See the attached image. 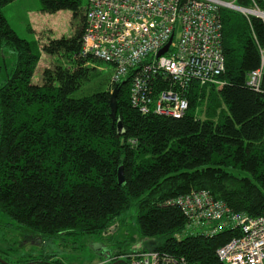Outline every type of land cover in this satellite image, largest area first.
Here are the masks:
<instances>
[{
  "label": "trees",
  "instance_id": "obj_1",
  "mask_svg": "<svg viewBox=\"0 0 264 264\" xmlns=\"http://www.w3.org/2000/svg\"><path fill=\"white\" fill-rule=\"evenodd\" d=\"M13 1L0 0V226L12 220L43 242L62 233L111 234L135 205L141 241L151 244L119 247L106 264H132V254L154 250L180 263L227 264L217 252L240 236L239 227L187 233L184 211L167 202L207 189L235 212L264 217V68L260 87L248 84L264 63V19L221 7L225 84L192 83L185 115L137 110L132 70L114 84V121L111 79L105 90L75 95L104 62L82 54V0H41L43 12L69 10L75 22L73 34L48 36L42 51L10 24L3 8ZM236 2L264 9V0ZM42 53L55 60L37 82ZM21 262L65 263L50 254Z\"/></svg>",
  "mask_w": 264,
  "mask_h": 264
},
{
  "label": "built area",
  "instance_id": "obj_2",
  "mask_svg": "<svg viewBox=\"0 0 264 264\" xmlns=\"http://www.w3.org/2000/svg\"><path fill=\"white\" fill-rule=\"evenodd\" d=\"M221 7L246 13L236 0H88L82 54L112 64L113 85L134 70L130 100L143 114L182 117L190 106L186 92L193 82L225 84ZM172 36L169 50L157 56ZM263 68L264 63L249 74L250 86L260 87ZM167 204L184 211L187 233H215L228 223L239 227L240 236L218 249L222 261L264 264L263 216L235 212L207 189ZM131 259L132 264H187L157 251L137 252Z\"/></svg>",
  "mask_w": 264,
  "mask_h": 264
},
{
  "label": "rangeland",
  "instance_id": "obj_3",
  "mask_svg": "<svg viewBox=\"0 0 264 264\" xmlns=\"http://www.w3.org/2000/svg\"><path fill=\"white\" fill-rule=\"evenodd\" d=\"M82 5L86 7L88 0H82ZM41 8V0H20L4 11L12 27L22 38L30 41L36 47L35 49H40L39 41L45 40L44 38L40 39V34L35 30L38 29V24L34 19V15L38 10L41 11ZM245 8L249 9L244 14L254 16L256 13L255 16L264 19V16L260 14L261 11L264 12V9H261L258 5L253 4L250 7L245 6ZM258 9H260V12ZM69 13L67 14L66 11H63V14L54 17L53 22H55L56 26H49L53 30L48 32L50 35L61 37L73 34L75 22L72 18L73 12L70 11ZM177 36L178 33L175 35V40H177ZM54 60V57L46 55L43 61L44 67H53ZM44 67L43 69H45ZM95 67L96 69L93 71L90 81L82 89L76 91V96L89 95L107 89L114 73L113 65L107 62H97ZM41 78L42 73H39L38 79L36 78L37 82H40ZM205 106L203 108L198 107L196 114H199L201 109L204 111ZM138 213L137 207L135 205L131 206L120 217V225L114 228L111 234L62 233L48 238L44 242L41 237L33 236L31 232L19 226L16 222L9 220V224L0 226V258L6 260L9 264H18L25 263L21 261L33 255L50 254L53 255L54 259L68 264H96L99 259L104 257L102 253L109 251L113 253L119 247L125 250L137 248L142 240Z\"/></svg>",
  "mask_w": 264,
  "mask_h": 264
},
{
  "label": "crops",
  "instance_id": "obj_4",
  "mask_svg": "<svg viewBox=\"0 0 264 264\" xmlns=\"http://www.w3.org/2000/svg\"><path fill=\"white\" fill-rule=\"evenodd\" d=\"M17 1H20V0L13 1L12 3L8 4V7L11 8L12 5H13V3H15ZM6 6L3 8L4 11H5V9L8 8ZM63 11H66L67 14H70L69 13L70 12L69 10H62V11H59V12H57L55 14H50V13L43 12L42 9H41V11L38 10V12L35 13L34 19L36 20V23L38 24V29H35V30L38 31V33L40 34V36H39L40 39L41 38H44L45 39L44 41H40V49H41L42 42H45L46 39L48 38V36H53V35H50L48 32H52L53 31L52 28L49 27L50 25H52L54 27L56 26L55 22H53L54 21L53 20L54 17L56 15L63 14ZM72 18H73V14H72ZM47 27H49V28L47 29ZM45 36H47V37H45ZM53 37H55V36H53ZM41 51H42V49H41ZM42 54H43L42 55V60L40 61V64H39L38 69H37V72L38 73H42L43 72V67L45 66V65H43L44 64L43 61H44L45 56L47 54H45V53H42ZM44 68H46V67H44ZM36 78L38 79V76ZM147 243H150L151 244V241H149V242L148 241H141L139 243L138 247H141V248L143 247L144 248V246H146ZM115 254H116V252L115 253H111L110 251L109 252H106V253H102V255L104 257H102L101 259H99L96 264H106L108 261H110L112 258L115 257Z\"/></svg>",
  "mask_w": 264,
  "mask_h": 264
},
{
  "label": "water",
  "instance_id": "obj_5",
  "mask_svg": "<svg viewBox=\"0 0 264 264\" xmlns=\"http://www.w3.org/2000/svg\"><path fill=\"white\" fill-rule=\"evenodd\" d=\"M237 10H240L242 12V9H237ZM172 41H173V36L170 38V40L167 42V44L159 50L157 56H161V55L165 54L169 50V47H170ZM118 92H119V88L117 86L114 87V89L112 90L110 101H109V105H110V109H111V116H112L114 121L117 120L116 116H117V111H118V99H117ZM0 138H1V112H0ZM124 180H125V178L123 176V168L121 167L119 169V183L122 184L124 182ZM0 262L2 264H8V262L6 260H3L1 258H0ZM120 263L127 264V261H125L124 259H119V260L113 262L112 264H120ZM21 264H39V262H25V263H21ZM45 264H49V262H45Z\"/></svg>",
  "mask_w": 264,
  "mask_h": 264
},
{
  "label": "bare ground",
  "instance_id": "obj_6",
  "mask_svg": "<svg viewBox=\"0 0 264 264\" xmlns=\"http://www.w3.org/2000/svg\"><path fill=\"white\" fill-rule=\"evenodd\" d=\"M225 8V7H224ZM221 9V8H220ZM245 11H247V9H244ZM260 9H258V11H259ZM250 11V10H249ZM255 11H256V9H255ZM260 12V11H259ZM260 14L262 15V16H264V12L263 11H261L260 12ZM255 15H256V13H255ZM254 15V16H255ZM97 58V57H96ZM100 59V58H99ZM109 64V63H108ZM114 71V70H113ZM113 75V74H112ZM157 81V80H156ZM121 83V82H120ZM155 83V82H154ZM194 83V82H193ZM197 83V82H196ZM198 84V83H197ZM204 86V85H203ZM113 87H114V85H113ZM137 109V108H136ZM138 110V109H137ZM188 111V110H187ZM155 114V113H154ZM165 116V115H164ZM173 117V116H172ZM227 225V224H226ZM224 227H225V225H224ZM237 227V226H236ZM186 231V230H185ZM155 251V250H154ZM162 255V254H161ZM131 258V257H130ZM180 261V260H179ZM182 262V261H181Z\"/></svg>",
  "mask_w": 264,
  "mask_h": 264
}]
</instances>
